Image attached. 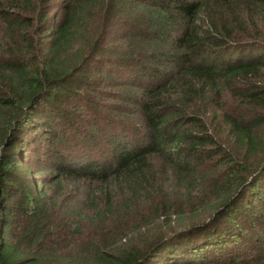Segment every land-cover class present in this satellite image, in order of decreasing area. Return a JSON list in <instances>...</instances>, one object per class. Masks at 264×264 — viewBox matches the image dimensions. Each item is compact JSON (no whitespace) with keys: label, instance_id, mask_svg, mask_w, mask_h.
Wrapping results in <instances>:
<instances>
[{"label":"trees","instance_id":"1","mask_svg":"<svg viewBox=\"0 0 264 264\" xmlns=\"http://www.w3.org/2000/svg\"><path fill=\"white\" fill-rule=\"evenodd\" d=\"M262 249L264 0H0V264Z\"/></svg>","mask_w":264,"mask_h":264},{"label":"rangeland","instance_id":"2","mask_svg":"<svg viewBox=\"0 0 264 264\" xmlns=\"http://www.w3.org/2000/svg\"><path fill=\"white\" fill-rule=\"evenodd\" d=\"M173 32H175L174 30H173ZM176 33V32H175ZM148 46H147V44H146V46L144 47V49H141L140 51H141V53H143V51L147 48ZM102 76V73H99V76L97 77V78H99V77H101ZM97 87H99V88H109L110 87V85H108L106 82H103V83H98L97 84ZM115 89H117V88H115ZM219 128H220V130L224 133H222V135H226L227 134V131H228V125L226 124V123H224V122H222V123H220L219 124ZM42 159V162H40V163H37L36 161H33V163H32V165H33V167H32V169L34 168V169H36V170H38V168H42V170L44 171V169L43 168H45L46 169V166H47V164L45 163V161H44V158H41ZM39 165H41V167H39ZM46 171H47V169H46ZM45 173H47V172H45ZM167 179V177L165 176V180ZM70 190H72V197L73 198H80L81 197V195H82V190H76L77 188H72V187H70L69 188ZM78 191V192H77ZM63 192V191H62ZM173 216H175V215H173ZM172 218H174V217H172ZM179 222V221H178ZM174 223H177V222H174ZM262 250H264V249H262ZM250 263H253V259L251 258V259H247L245 262H243L242 264H250Z\"/></svg>","mask_w":264,"mask_h":264}]
</instances>
